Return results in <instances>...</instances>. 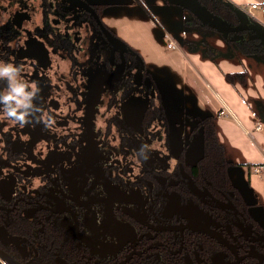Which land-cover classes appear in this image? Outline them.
I'll return each instance as SVG.
<instances>
[{
  "label": "flooded vegetation",
  "instance_id": "af4514ba",
  "mask_svg": "<svg viewBox=\"0 0 264 264\" xmlns=\"http://www.w3.org/2000/svg\"><path fill=\"white\" fill-rule=\"evenodd\" d=\"M100 8L93 0H0V61L19 66L27 82L38 84L42 107L40 118L24 126L0 112V264H99L76 253L57 226L38 222L22 200L29 174L52 167L66 130L78 120L86 125L103 95L115 119L121 116L116 106L135 96L138 126L126 114L133 127L126 130H140V140L152 131L142 148L155 153L162 173L177 183L172 199L178 207L187 206L157 226L171 230L148 231L141 246L126 247L105 264H151L147 252L161 264H264V227L236 187L235 193L215 191L207 178H195L198 160L186 158L198 137L192 128L179 134L174 117L180 106L167 108L160 84L141 56L103 26ZM124 84L129 91L115 94ZM191 223L195 227H186ZM145 248L151 250L139 255Z\"/></svg>",
  "mask_w": 264,
  "mask_h": 264
},
{
  "label": "water",
  "instance_id": "95a60500",
  "mask_svg": "<svg viewBox=\"0 0 264 264\" xmlns=\"http://www.w3.org/2000/svg\"><path fill=\"white\" fill-rule=\"evenodd\" d=\"M167 2L199 18L196 0ZM234 13L238 24L232 28L223 27L211 13L205 14L218 25L219 32L222 28L230 32L237 30L241 34L237 38L239 42H261L264 28L248 15L237 10ZM261 44L264 47V42ZM131 83L136 87L134 80ZM127 91L129 86L124 84L115 94ZM136 101L135 96H130L116 106L121 116L115 119L108 114L111 99L103 95L98 102V113H94L86 125L81 120L73 122L61 146L56 144L52 167L40 168L37 175L30 173L31 180L24 186L22 201L38 214L37 221L57 226L64 241L87 262L109 263L126 247L137 243L141 246L139 242L148 231L171 230V226L157 227L167 215L186 212L187 206L179 208L172 199L178 194L174 190L177 183L162 173L156 154L145 151L146 159L141 154L143 143H148L152 131L140 140L137 137L140 130H126L133 128L128 125L126 114L133 126H138ZM111 125L117 130H106ZM81 126L84 130H80ZM186 189L192 193L187 186ZM184 216L193 222L185 213ZM186 227L195 225L191 223ZM150 250L145 248L138 254ZM144 258L151 264H161L152 252H147Z\"/></svg>",
  "mask_w": 264,
  "mask_h": 264
},
{
  "label": "crops",
  "instance_id": "0c3cea01",
  "mask_svg": "<svg viewBox=\"0 0 264 264\" xmlns=\"http://www.w3.org/2000/svg\"><path fill=\"white\" fill-rule=\"evenodd\" d=\"M93 1L106 6L100 16L104 27L141 56L151 78L160 84L167 108L176 110L180 106L174 117L180 124V135L186 136L192 128L188 119L185 123L184 113L215 118L225 158L238 164L229 171L231 184L264 227V170L255 173L264 164V38L244 44L237 36L232 39L236 43L232 51L217 32L201 34L184 27V11L165 0H148V7L139 0ZM260 2L234 0L230 4H257L254 10L262 13L257 19L253 10V17L264 26ZM167 31L177 41L178 49L166 48ZM207 47L210 55L205 54ZM242 72L244 77L241 75L234 85L224 77L226 73ZM255 124L262 129L254 130ZM189 149L186 161H197L200 139L191 141ZM246 163L252 165L247 167Z\"/></svg>",
  "mask_w": 264,
  "mask_h": 264
},
{
  "label": "trees",
  "instance_id": "16d2710c",
  "mask_svg": "<svg viewBox=\"0 0 264 264\" xmlns=\"http://www.w3.org/2000/svg\"><path fill=\"white\" fill-rule=\"evenodd\" d=\"M197 1L199 6H201L203 10H206L218 17L221 20L222 24L229 27H234L238 24V18L230 9L229 3L227 1ZM260 4L264 7V0H261ZM105 7V5L101 6V8L99 9V16H101V12ZM191 16L192 19L190 21L185 20L183 22V25L187 28L196 30L201 34H207L211 32L218 33L217 27L213 23L209 24V22H207L203 24L193 14H191ZM249 18L254 21V19H252L251 17ZM261 27L264 28V26L262 25ZM238 34H240V32ZM220 36H222V38L227 42L232 51L236 49V43H234L231 38L227 37L225 34H221ZM210 50L211 49L207 47L205 54L210 55ZM261 58H264V56ZM241 75L244 77L243 72L228 74L226 73L224 74V77L231 85H234L235 81H239V77ZM241 82L243 81L241 80ZM184 115L186 117V120L188 119V121H190L191 123L192 133H195L196 136L200 139L201 154L197 162V167L193 169V173L194 175H196L195 178H207L211 182L212 189L215 191L222 190L235 193L236 190L231 184L229 171L238 164L226 160L223 146L220 143L216 133L215 118L213 116H190L187 113H184ZM245 165L247 167H250L252 164L246 163Z\"/></svg>",
  "mask_w": 264,
  "mask_h": 264
},
{
  "label": "clouds",
  "instance_id": "9594fccd",
  "mask_svg": "<svg viewBox=\"0 0 264 264\" xmlns=\"http://www.w3.org/2000/svg\"><path fill=\"white\" fill-rule=\"evenodd\" d=\"M0 81L6 82V87L0 89V112L21 126L40 118L42 107L37 100L40 99L41 89L37 83H29L23 78L19 66L0 61ZM50 119L44 122L48 123ZM141 154L145 155L144 148Z\"/></svg>",
  "mask_w": 264,
  "mask_h": 264
},
{
  "label": "bare ground",
  "instance_id": "6f19581e",
  "mask_svg": "<svg viewBox=\"0 0 264 264\" xmlns=\"http://www.w3.org/2000/svg\"><path fill=\"white\" fill-rule=\"evenodd\" d=\"M166 2H167V0H165ZM197 1V0H196ZM168 3V2H167ZM197 4H198V1H197ZM250 5H255L256 6V4H250ZM229 6H232L230 3H229ZM257 7V6H256ZM197 9V14H198V16H199V18L196 16V15H194L192 12H190V11H188V12H190L191 14H193L197 19H199L203 24L204 23H207V22H211V23H213L216 27H217V30H218V25L209 17V16H207L205 13H207L208 11H206V10H203V8L201 7V6H199V4H198V6L196 7ZM232 12L234 13V10H237V11H239L240 13H243V14H246V15H248V17H251L252 19H254V17L253 16H251L249 13H248V11H247V9H243V8H241L240 6H232ZM209 13V12H208ZM235 14V13H234ZM213 15V14H212ZM215 16V15H214ZM207 17V18H206ZM217 19H219L218 17H216ZM220 20V19H219ZM255 20V19H254ZM220 24L223 26V27H225V28H232V27H229V26H226V25H224V24H222V22H221V20H220ZM237 32H239V31H235V32H230L229 30H227V29H224V28H222L221 29V32H219L218 31V33L221 35V34H225L227 37H228V35L230 34V33H237ZM167 33V32H166ZM164 35H165V33H164ZM176 49H178V45L176 44ZM221 114H223V112H221ZM262 166V165H261ZM261 166H258V167H261ZM257 167V168H258ZM262 170H264V168L263 169H261L260 171H262Z\"/></svg>",
  "mask_w": 264,
  "mask_h": 264
},
{
  "label": "rangeland",
  "instance_id": "374dc122",
  "mask_svg": "<svg viewBox=\"0 0 264 264\" xmlns=\"http://www.w3.org/2000/svg\"><path fill=\"white\" fill-rule=\"evenodd\" d=\"M87 1V0H86ZM140 2L139 3H141L143 6L145 5L146 7H148V4H147V2H148V0H139ZM142 1V2H141ZM221 1H227L228 3H233L234 2V0H221ZM233 1V2H232ZM163 2H165V1H163ZM175 6H177V5H175ZM179 9H181V11H184L183 12V14H184V19H183V21H182V25H183V22L186 20V21H190L191 19H192V16H191V14L189 13V12H187V11H185V9H183V8H181V7H179V6H177ZM249 7V4L248 5H244V6H241V8H243V9H247ZM263 7V6H262ZM148 9V8H147ZM253 12V10L252 11H250V13H252ZM254 13H255V15H256V18L258 19V17L261 15V13H262V11L260 10V11H256V10H254ZM252 15L254 16V14L252 13ZM209 24H211V22H209ZM184 26V25H183ZM184 27H186V26H184ZM239 32H237V33H230L229 35H228V37L229 38H231V39H236L237 38V36L239 35L240 36V34H238ZM184 121H185V123L186 124H188L189 122H187V120L184 118Z\"/></svg>",
  "mask_w": 264,
  "mask_h": 264
},
{
  "label": "built area",
  "instance_id": "2783aa9c",
  "mask_svg": "<svg viewBox=\"0 0 264 264\" xmlns=\"http://www.w3.org/2000/svg\"><path fill=\"white\" fill-rule=\"evenodd\" d=\"M257 7L255 6V5H250L248 8H247V11H248V13L251 15V16H253L252 15V13H250V11H252V10H254V9H256ZM164 37L166 38V48L168 49V50H175L176 49V44H177V41L172 37V35L167 31V33H165V35H164ZM262 129V126L260 125V124H255V126H254V130H256V131H259V130H261ZM264 168V164H262V166L261 167H258V168H256L255 169V173H258L261 169H263Z\"/></svg>",
  "mask_w": 264,
  "mask_h": 264
}]
</instances>
